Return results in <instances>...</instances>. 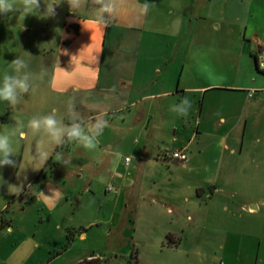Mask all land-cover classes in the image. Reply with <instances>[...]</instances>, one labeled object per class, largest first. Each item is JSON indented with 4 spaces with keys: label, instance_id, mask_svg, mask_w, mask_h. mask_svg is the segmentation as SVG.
<instances>
[{
    "label": "crops",
    "instance_id": "1",
    "mask_svg": "<svg viewBox=\"0 0 264 264\" xmlns=\"http://www.w3.org/2000/svg\"><path fill=\"white\" fill-rule=\"evenodd\" d=\"M92 7L88 0L73 13L62 3L53 17H62L61 28L41 31L50 44L42 53L53 67L50 89L66 97L67 116L72 108L85 120L112 118L120 144L129 139L134 147L129 165L105 153L87 155L92 166L114 171V180L136 192L139 208L157 206L174 221L175 203L151 194L144 178L176 186L187 179L199 197L207 188L219 193L223 178L238 176L246 160L252 176L264 175V72L257 64L264 8L258 11L257 0H123L106 27ZM184 97L187 115L171 111ZM171 140L177 145L166 148ZM175 151L188 160L174 159ZM56 193L47 196L51 208L73 197Z\"/></svg>",
    "mask_w": 264,
    "mask_h": 264
},
{
    "label": "rangeland",
    "instance_id": "2",
    "mask_svg": "<svg viewBox=\"0 0 264 264\" xmlns=\"http://www.w3.org/2000/svg\"><path fill=\"white\" fill-rule=\"evenodd\" d=\"M263 2L257 0L258 11ZM34 24V31L26 29ZM47 24L59 30L62 17L0 14V80L11 72L9 63L21 57L28 63L33 86L15 107L0 101V132L5 126L14 127L15 120L26 123L51 111L69 123L66 97L51 91L53 67L50 57L42 54L50 47L41 32ZM107 122L92 151L75 143L46 145L45 160L35 155L31 135L14 144L17 167L0 168V264H76L93 255L105 264H264V175L252 176L248 160L240 163L238 176L221 179L219 193L207 188L199 197L187 190V179L176 186L156 185L154 178H144L151 194L175 203L173 216L179 218L174 221L157 206L139 208L136 192L129 193L114 180V171L89 163L88 156L105 153L134 158L129 139L123 137L120 144V130L114 128L112 118ZM165 145L173 149L177 144L171 140ZM251 145L246 147L251 150ZM69 172L75 174L69 177ZM19 184L23 185L20 195L11 194L9 185ZM61 190L71 192L72 199L51 208L47 196ZM61 224L70 227L66 233L58 228ZM174 230L178 233L170 235ZM70 232L73 241L67 246Z\"/></svg>",
    "mask_w": 264,
    "mask_h": 264
},
{
    "label": "clouds",
    "instance_id": "3",
    "mask_svg": "<svg viewBox=\"0 0 264 264\" xmlns=\"http://www.w3.org/2000/svg\"><path fill=\"white\" fill-rule=\"evenodd\" d=\"M123 0H91L95 12L94 20L98 25L107 26L116 15ZM62 3H67L71 12L85 9L88 0H48L41 10V0H0V14L23 13L25 16L36 13L37 16L50 18L56 15V8ZM147 4L141 8L146 11ZM11 72H5L0 80V101H5L9 106L15 107L23 99L24 94L33 90L32 73L26 71L28 63L21 57L9 63ZM191 108V102L187 97L177 105L171 107V111L179 115H187ZM67 119L59 117L55 111L47 114L36 115L28 119L25 123L15 120L14 127L5 126V131L0 132V168L5 166L17 167L16 148L14 144L19 140L26 139L29 135L35 141V155L45 160L48 154L46 145L61 146L65 143H75L86 150H96L98 147V137L108 126V122L103 115L85 120L74 109L69 108ZM15 138V139H14ZM59 155V154H58ZM117 160L122 158L121 153H116ZM132 157H123L128 160ZM19 176V173H18ZM11 194L19 196L23 190V185H9Z\"/></svg>",
    "mask_w": 264,
    "mask_h": 264
},
{
    "label": "built area",
    "instance_id": "4",
    "mask_svg": "<svg viewBox=\"0 0 264 264\" xmlns=\"http://www.w3.org/2000/svg\"><path fill=\"white\" fill-rule=\"evenodd\" d=\"M257 64H258L259 70L264 72V49L258 55ZM172 157L174 159H178V160L183 161V162L188 160L187 154L184 153L183 151H175V152H173L172 153ZM125 162H126L127 165H129V163L131 162V159L125 160ZM109 190L111 191L112 188H110Z\"/></svg>",
    "mask_w": 264,
    "mask_h": 264
},
{
    "label": "trees",
    "instance_id": "5",
    "mask_svg": "<svg viewBox=\"0 0 264 264\" xmlns=\"http://www.w3.org/2000/svg\"><path fill=\"white\" fill-rule=\"evenodd\" d=\"M67 239H68V243H67V246H68L73 241V237H72L71 232L67 235ZM76 264H105V262L103 259H101L99 257H95V255H93V256H90L89 258H86V259L79 261Z\"/></svg>",
    "mask_w": 264,
    "mask_h": 264
}]
</instances>
